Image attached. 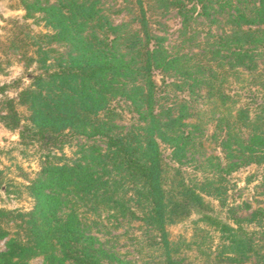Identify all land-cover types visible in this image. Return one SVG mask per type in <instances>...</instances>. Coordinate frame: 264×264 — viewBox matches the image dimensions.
<instances>
[{
  "label": "trees",
  "instance_id": "1",
  "mask_svg": "<svg viewBox=\"0 0 264 264\" xmlns=\"http://www.w3.org/2000/svg\"><path fill=\"white\" fill-rule=\"evenodd\" d=\"M134 2L135 28L115 25L101 0L47 8L50 38L72 51L41 101L26 94L30 128L62 147L87 143L74 160L47 157L31 211H0L12 225L0 264H121L93 234L101 213L114 229L140 223L152 264H184V252L200 264H264V207H228L224 195L232 167L254 166L264 187V0ZM155 10L180 19L178 45L155 32ZM203 21L221 33L200 37ZM208 140L220 154L203 155ZM192 214L191 238L171 241L168 228Z\"/></svg>",
  "mask_w": 264,
  "mask_h": 264
},
{
  "label": "rangeland",
  "instance_id": "2",
  "mask_svg": "<svg viewBox=\"0 0 264 264\" xmlns=\"http://www.w3.org/2000/svg\"><path fill=\"white\" fill-rule=\"evenodd\" d=\"M134 1L101 0L103 9L106 14L110 12V18L115 25L128 23L131 28H135V23L131 21L138 12ZM53 5L59 6L58 0H4L0 4V211L6 213H25L32 210L34 200L31 188L44 181L43 170L48 156L54 158L51 159L54 163L60 162L59 158L62 156L71 161L74 160L78 143H87L81 138L62 147L55 136L46 139L37 130L32 131L31 111L27 107L28 103L23 102L27 93H34L39 101L46 96L44 84L48 81L47 74L58 72L66 65L64 56L72 51L69 44L50 38L57 30L51 29L47 23L46 10ZM118 10L120 11L117 12ZM151 20L157 22L153 28L157 34L167 38V44L178 45L181 21L174 11L163 13L155 10ZM201 21L198 19L197 24ZM220 29L221 26H209L203 21L197 32L200 37L206 34L213 36L221 33ZM228 82L229 87L234 90L235 80L230 77ZM204 109L207 111L209 107ZM14 126L18 127L12 129ZM24 127H29V130H25L22 138L20 134ZM204 132L206 136L213 132L211 121H206ZM211 154H220V149L217 143L208 140L204 143L203 155ZM255 173L254 166L238 171L232 167L226 171L225 206H236L245 202L252 209L264 207V187L255 188L258 185ZM239 214L244 215L242 212ZM107 216L106 213H101L100 221L105 228H99V233L93 228V234L108 250L117 254L121 264H152L147 255L150 249L143 238L146 229L138 222L130 225L123 223L119 225V229H114L115 222ZM87 217L88 222L91 219L98 221V218L90 215ZM196 218L192 214L189 220L170 226V240L188 241L193 232L192 222ZM10 222L8 216H0V226L8 232L5 237L0 238V253L7 251L6 243L12 230ZM182 256L184 264H200L195 253L184 252ZM29 264H43V260L35 258Z\"/></svg>",
  "mask_w": 264,
  "mask_h": 264
},
{
  "label": "crops",
  "instance_id": "3",
  "mask_svg": "<svg viewBox=\"0 0 264 264\" xmlns=\"http://www.w3.org/2000/svg\"><path fill=\"white\" fill-rule=\"evenodd\" d=\"M4 0H0V4L3 2Z\"/></svg>",
  "mask_w": 264,
  "mask_h": 264
}]
</instances>
